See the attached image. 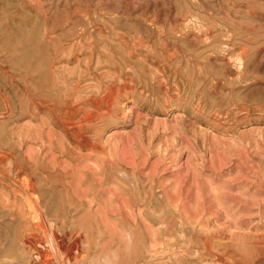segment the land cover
<instances>
[{"label": "rangeland", "instance_id": "374dc122", "mask_svg": "<svg viewBox=\"0 0 264 264\" xmlns=\"http://www.w3.org/2000/svg\"><path fill=\"white\" fill-rule=\"evenodd\" d=\"M0 264H264V0H0Z\"/></svg>", "mask_w": 264, "mask_h": 264}, {"label": "bare ground", "instance_id": "6f19581e", "mask_svg": "<svg viewBox=\"0 0 264 264\" xmlns=\"http://www.w3.org/2000/svg\"><path fill=\"white\" fill-rule=\"evenodd\" d=\"M61 12H63V11H61ZM243 49H245L244 47H243ZM243 49L241 50L243 53H244V51H243ZM231 58V57H230ZM229 58V59H230ZM235 58H236V60L237 61H239V62H241V60H242V53L241 52H238L237 54H235ZM235 61V60H234ZM238 66H240V65H238ZM176 116H179V112H176V114H175V117ZM181 116V115H180ZM177 118V117H176ZM179 118V117H178ZM256 127V126H255ZM115 134H119V130L118 129H113V130H111L110 131V135H115ZM124 135V134H123ZM126 135V134H125ZM129 139V138H128ZM122 143H124V141H122ZM125 144V143H124ZM60 147V146H59ZM126 147V148H125ZM120 149V148H119ZM126 149H128L127 148V144H126V146L125 145H123L122 144V148H121V150H122V152H125L126 151ZM92 152V151H91ZM95 153V152H94ZM102 153V152H101ZM121 153V152H120ZM125 153H127V152H125ZM100 154V153H99ZM124 155V154H123ZM121 156H122V154H121ZM126 156V155H125ZM126 160V159H125ZM132 160V159H131ZM184 165V164H183ZM66 166H68V165H66ZM94 167H95V165H94ZM2 176V175H1ZM12 182V181H11ZM20 183V182H19ZM18 187V186H17ZM19 189V188H18ZM20 190L22 191L20 194V196H22L23 198H27L29 201L28 202H32V203H34L35 205H37V202L36 201H38V198H39V193H38V191H37V187L35 186V184L33 183V182H31V181H26V183L22 186V188L20 187ZM113 190H114V188H113ZM17 191V190H16ZM110 192V191H109ZM28 204V203H27ZM122 204H123V202H122ZM28 207H30V206H28ZM121 210H122V208H120ZM229 209V208H228ZM233 209V208H232ZM235 209V208H234ZM36 210H37V212L38 211H40V209H39V207L38 206H36ZM185 211V210H184ZM138 217V216H137ZM152 231V230H151ZM48 233V232H47ZM49 234V233H48ZM51 241V240H50ZM157 242V241H156ZM54 249V248H53ZM43 251H45V250H43ZM55 251V250H54ZM45 254V253H44ZM48 256V255H47ZM72 256V255H71ZM42 258V257H41ZM58 258V257H57ZM61 258V257H60Z\"/></svg>", "mask_w": 264, "mask_h": 264}]
</instances>
